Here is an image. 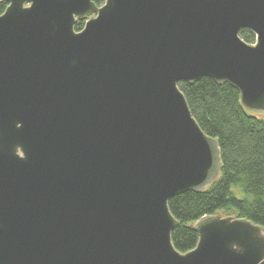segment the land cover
<instances>
[{"label": "water", "instance_id": "obj_1", "mask_svg": "<svg viewBox=\"0 0 264 264\" xmlns=\"http://www.w3.org/2000/svg\"><path fill=\"white\" fill-rule=\"evenodd\" d=\"M6 1L0 264H264V229L222 213L178 252L168 209L222 167L179 82L227 83L264 117V0Z\"/></svg>", "mask_w": 264, "mask_h": 264}, {"label": "trees", "instance_id": "obj_2", "mask_svg": "<svg viewBox=\"0 0 264 264\" xmlns=\"http://www.w3.org/2000/svg\"><path fill=\"white\" fill-rule=\"evenodd\" d=\"M105 0H92L97 6ZM8 2L0 0V15ZM77 19L75 31L84 26ZM240 38L254 44L255 35L241 30ZM189 110L206 135L217 139L222 164L218 178L207 189L188 191L168 201V209L178 225L171 243L180 253L195 248L198 234L193 229L203 216L222 213L259 225L264 229V117L243 109L236 89L204 77L193 84L179 82Z\"/></svg>", "mask_w": 264, "mask_h": 264}]
</instances>
